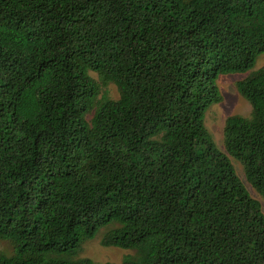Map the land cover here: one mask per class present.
<instances>
[{
	"label": "trees",
	"instance_id": "obj_1",
	"mask_svg": "<svg viewBox=\"0 0 264 264\" xmlns=\"http://www.w3.org/2000/svg\"><path fill=\"white\" fill-rule=\"evenodd\" d=\"M262 54L264 0H0V264H264Z\"/></svg>",
	"mask_w": 264,
	"mask_h": 264
},
{
	"label": "rangeland",
	"instance_id": "obj_2",
	"mask_svg": "<svg viewBox=\"0 0 264 264\" xmlns=\"http://www.w3.org/2000/svg\"><path fill=\"white\" fill-rule=\"evenodd\" d=\"M264 65V54L259 56L256 68ZM245 75L242 73L223 74L218 79L223 99L219 103L211 105L206 113V126L210 130L216 144L219 147L224 146V128L226 119L231 115L247 116L252 111V105L239 94L236 84ZM111 94L117 96L116 88L111 87ZM99 234L94 239L86 241L83 245L81 256L89 257L99 262H114L120 263L127 254H134L133 250L122 249L115 246H105L101 242ZM3 248L5 242H1Z\"/></svg>",
	"mask_w": 264,
	"mask_h": 264
}]
</instances>
